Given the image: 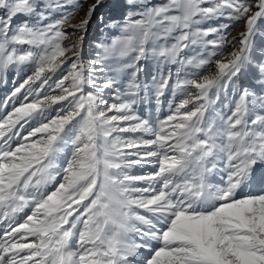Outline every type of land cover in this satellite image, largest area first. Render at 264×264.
<instances>
[{"label":"snow or ice","instance_id":"6c2138e0","mask_svg":"<svg viewBox=\"0 0 264 264\" xmlns=\"http://www.w3.org/2000/svg\"><path fill=\"white\" fill-rule=\"evenodd\" d=\"M70 6L0 0V264H264V0Z\"/></svg>","mask_w":264,"mask_h":264},{"label":"rangeland","instance_id":"374dc122","mask_svg":"<svg viewBox=\"0 0 264 264\" xmlns=\"http://www.w3.org/2000/svg\"><path fill=\"white\" fill-rule=\"evenodd\" d=\"M92 2V0H80V4L82 5L79 9H74L71 6L68 7L66 9L67 12H74L75 16L73 19L69 20V24H75L79 21L80 18L83 17L84 15V11L86 10V8L88 7V5ZM111 2V0H110ZM116 2L120 5V7L118 9L113 10L111 13H109L106 9L102 8L100 9L96 16L93 18L92 22L89 24L88 26V30H87V34L85 35L84 33H77L76 35H84V44H83V55L84 58L87 59L89 57H91L92 55H94L93 52V41L98 40V39H102V34L100 31V25L98 23V19L97 17L100 15V13H104L105 15V22L108 21V17L112 16L115 19H120L122 14L127 11V9L124 7V0H116ZM220 24H228L229 27L227 29V39L229 41H231L232 37H236L238 35L239 32H241L243 30V21H229V20H221L219 21ZM65 27H67V25H65ZM109 31V33L111 34V30H107ZM210 39L212 37H209ZM65 43H68V41H65ZM232 50V45L231 44H225L224 45V55L226 56L228 54V52H230ZM154 65H150L148 68V72L155 74L153 72L154 69ZM214 71V68H213ZM26 74H30V70H25V72L22 73H15V72H9L8 74V82L7 84H4L2 81H0V101H2L5 96L10 92V90L13 87V80L14 79H22ZM145 76L142 73L141 74V79H144ZM150 79V76L148 77ZM171 94L169 93L165 99L164 105H163V111L160 113V116L163 117L165 115L168 114V104H167V100L171 99ZM109 100H111V97L109 96ZM141 112L143 114L144 110L141 109ZM152 114L153 117H155L156 115V111H155V105H153L152 108Z\"/></svg>","mask_w":264,"mask_h":264}]
</instances>
